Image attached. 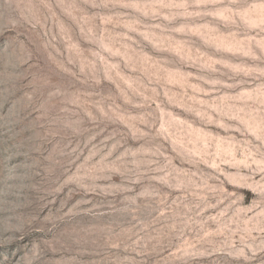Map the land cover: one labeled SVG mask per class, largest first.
Segmentation results:
<instances>
[{"label": "rangeland", "instance_id": "rangeland-1", "mask_svg": "<svg viewBox=\"0 0 264 264\" xmlns=\"http://www.w3.org/2000/svg\"><path fill=\"white\" fill-rule=\"evenodd\" d=\"M0 264H264V0H0Z\"/></svg>", "mask_w": 264, "mask_h": 264}]
</instances>
